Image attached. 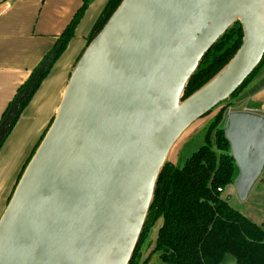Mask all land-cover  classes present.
I'll return each instance as SVG.
<instances>
[{"label":"water","instance_id":"1","mask_svg":"<svg viewBox=\"0 0 264 264\" xmlns=\"http://www.w3.org/2000/svg\"><path fill=\"white\" fill-rule=\"evenodd\" d=\"M236 22L234 56L182 100ZM263 56L264 0H122L75 63L0 217V264H130L173 146ZM29 94L1 121L0 144ZM223 133L243 201L264 168V116L228 112Z\"/></svg>","mask_w":264,"mask_h":264},{"label":"trees","instance_id":"2","mask_svg":"<svg viewBox=\"0 0 264 264\" xmlns=\"http://www.w3.org/2000/svg\"><path fill=\"white\" fill-rule=\"evenodd\" d=\"M80 1L81 7L57 38L52 49L46 54L40 65L32 71L27 81L18 88L15 97L4 111L0 123L17 96L25 88H30V94L14 117L12 126L2 140L0 148L15 126L22 110L49 74L54 63L66 50L70 40L74 37L78 23L92 2V0ZM121 1H107L90 31L86 46L103 28ZM241 41L242 29L236 22L203 57L198 69L186 86L182 100L210 81L234 56ZM41 65H45V67L40 75L36 76ZM263 68L264 56L258 67L231 95L229 100L215 108L224 105L219 109L211 124L209 135L213 134L214 136V147H211L207 142L181 166L166 162L157 180L147 219L130 264H136L135 258L143 239L149 230L158 223L151 253L158 254L161 264H221L225 257H230L231 261L228 264H264V229L233 209L221 197L225 187L234 183L238 171L230 154V147L224 137L223 129L220 127L227 108L231 106L228 103L235 100L245 89L248 90L256 82ZM148 260L149 258H146L141 264H148Z\"/></svg>","mask_w":264,"mask_h":264},{"label":"crops","instance_id":"3","mask_svg":"<svg viewBox=\"0 0 264 264\" xmlns=\"http://www.w3.org/2000/svg\"><path fill=\"white\" fill-rule=\"evenodd\" d=\"M107 1L92 0L66 50L2 143L0 217L22 168L54 117L69 75ZM80 7V0H0V120L18 88L40 65ZM242 100L250 103L243 111L264 116V68Z\"/></svg>","mask_w":264,"mask_h":264},{"label":"rangeland","instance_id":"4","mask_svg":"<svg viewBox=\"0 0 264 264\" xmlns=\"http://www.w3.org/2000/svg\"><path fill=\"white\" fill-rule=\"evenodd\" d=\"M248 88V87H247ZM238 95V97L228 104H231L226 110L228 112L232 111H243L245 108L250 107L249 101L242 100L244 92ZM224 106V105H223ZM213 110L209 115L204 116L197 122L192 124L181 136V138L173 146L169 153L168 162L176 165H182L193 153H195L200 147L206 145L207 142L211 147H214V136L210 134L211 124L214 120L215 115L220 108ZM224 122V121H223ZM223 122L221 128L223 129ZM216 129V128H214ZM212 130L213 132L215 130ZM238 171V170H237ZM238 176V172L236 173ZM236 176V178H237ZM264 168L259 179L250 188L245 200L241 201L235 191L234 183L225 187L222 193V199H225L228 204L252 222L264 229ZM159 223L152 227L137 252L135 263L141 264L146 258H149L148 264H161L158 254L151 253L153 249V243ZM230 257H225L221 264H228L230 262Z\"/></svg>","mask_w":264,"mask_h":264}]
</instances>
